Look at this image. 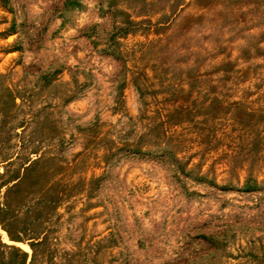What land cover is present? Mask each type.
<instances>
[{"label": "rangeland", "instance_id": "374dc122", "mask_svg": "<svg viewBox=\"0 0 264 264\" xmlns=\"http://www.w3.org/2000/svg\"><path fill=\"white\" fill-rule=\"evenodd\" d=\"M0 264H264V0H0Z\"/></svg>", "mask_w": 264, "mask_h": 264}]
</instances>
